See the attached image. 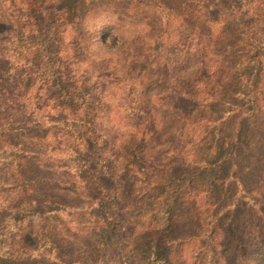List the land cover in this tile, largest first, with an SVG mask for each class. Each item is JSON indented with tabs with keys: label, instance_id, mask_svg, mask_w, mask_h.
Instances as JSON below:
<instances>
[{
	"label": "trees",
	"instance_id": "trees-1",
	"mask_svg": "<svg viewBox=\"0 0 264 264\" xmlns=\"http://www.w3.org/2000/svg\"><path fill=\"white\" fill-rule=\"evenodd\" d=\"M0 264H264V0H0Z\"/></svg>",
	"mask_w": 264,
	"mask_h": 264
},
{
	"label": "rangeland",
	"instance_id": "rangeland-1",
	"mask_svg": "<svg viewBox=\"0 0 264 264\" xmlns=\"http://www.w3.org/2000/svg\"><path fill=\"white\" fill-rule=\"evenodd\" d=\"M4 217H5L4 214L0 215V222L4 219ZM261 260H262V263H264V257H262Z\"/></svg>",
	"mask_w": 264,
	"mask_h": 264
}]
</instances>
